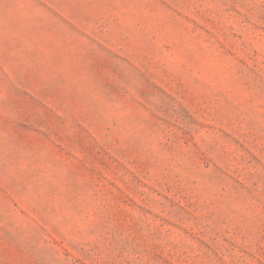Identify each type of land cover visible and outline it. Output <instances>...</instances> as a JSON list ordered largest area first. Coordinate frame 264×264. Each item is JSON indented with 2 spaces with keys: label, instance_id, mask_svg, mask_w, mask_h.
Wrapping results in <instances>:
<instances>
[{
  "label": "rangeland",
  "instance_id": "374dc122",
  "mask_svg": "<svg viewBox=\"0 0 264 264\" xmlns=\"http://www.w3.org/2000/svg\"><path fill=\"white\" fill-rule=\"evenodd\" d=\"M0 264H264V0H0Z\"/></svg>",
  "mask_w": 264,
  "mask_h": 264
}]
</instances>
